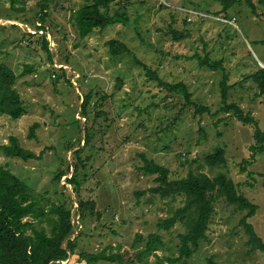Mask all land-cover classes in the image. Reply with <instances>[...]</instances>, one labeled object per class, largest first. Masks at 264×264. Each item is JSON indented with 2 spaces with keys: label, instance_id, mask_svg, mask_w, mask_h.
Here are the masks:
<instances>
[{
  "label": "rangeland",
  "instance_id": "rangeland-1",
  "mask_svg": "<svg viewBox=\"0 0 264 264\" xmlns=\"http://www.w3.org/2000/svg\"><path fill=\"white\" fill-rule=\"evenodd\" d=\"M251 1L252 8L241 1L225 15L214 0H119L110 13L122 10L128 24L80 38L71 14L84 0H50L44 22L41 0H0V62L17 75L25 109L18 118L0 116V146L16 136L39 155L24 161L0 150V165L30 187L44 210L63 203L71 212L69 238L76 247L49 264H264V251L250 249L240 224L246 210L223 199L214 202L198 250L170 262L179 256L186 227L177 222L163 230L158 223L183 206V196L146 192L156 185L155 175L138 170L144 156L168 168L169 179L225 173L257 205L248 221L264 243V152L250 149L256 128L264 131V97L249 77L264 67V0ZM112 39L128 50L111 56ZM144 66L182 87L170 92L159 86ZM224 100L250 114L257 127L222 111ZM193 103L209 111L196 113ZM216 147L223 148L225 162L209 166L204 158ZM75 165L78 192L67 181ZM149 234H159L162 244L139 256ZM102 252L114 259L99 258Z\"/></svg>",
  "mask_w": 264,
  "mask_h": 264
},
{
  "label": "trees",
  "instance_id": "trees-1",
  "mask_svg": "<svg viewBox=\"0 0 264 264\" xmlns=\"http://www.w3.org/2000/svg\"><path fill=\"white\" fill-rule=\"evenodd\" d=\"M49 1L41 0L38 4L42 22L47 16ZM117 1L119 0H84L82 5L71 14V21L78 36L85 38L96 29H103L116 23L128 24L127 17L122 10L110 13L111 5ZM214 1L220 3L222 7L220 13L225 15L230 8L238 3L241 4V1H244L249 7H253L251 0ZM38 29H44V26L40 25ZM180 38L181 35L175 36V39ZM44 45L47 48L46 41ZM108 45L111 56H117L128 50L123 42L116 39L109 40ZM202 63H206V61L204 60ZM210 66L216 69L219 64L214 63ZM144 69L146 70L145 75L150 80L158 81L159 86L170 92L178 91L182 87L181 83L170 85L159 80L151 70L145 66ZM31 70L32 67L28 65L24 68L25 72ZM249 77L264 97V67L258 66L257 70ZM16 80L17 75L14 71L5 63L0 62V116L7 114L12 118H18L25 112L23 100L15 87ZM223 96L226 98L225 89ZM185 100L191 102L186 90ZM89 102L90 94L88 93L84 96L81 106L84 114L87 113L86 108ZM193 104L196 113L202 114L209 111L208 107ZM223 104L222 111L231 112L243 124H253L257 127L256 120L250 114L244 113L240 106L235 103H227L226 100L223 101ZM36 126L35 123L30 127V138L35 137ZM88 138L86 135V143ZM254 139V143L250 146L253 154L264 152V131L256 128ZM0 150L7 157L24 161L39 157L32 150L21 146L16 136H11L9 143L2 144ZM79 151L76 150V154H79ZM142 157L144 163L138 167V170L147 175H155L156 182V185L148 188L146 192L171 199L183 196V206L175 209L170 217L163 218L158 223V227L163 230H169L177 222H182L186 227V231L179 234V256L169 259L170 262L189 258L193 252L198 250L200 242L206 237L208 224L214 213V202L219 199L233 205L237 210H246L240 224L244 226L248 235L247 244L250 245L251 250L264 251V243L255 234L252 224L248 221V218L254 215L257 205L239 193L236 184L225 173L220 172L214 177H209L203 172H188L185 177L180 179H169L168 168ZM204 161L209 166L223 164L225 162L223 148L216 147L212 153L205 156ZM67 181L73 184L74 191L78 192L81 181L77 178V165H75L71 178H68ZM40 204L26 183L0 165V264H49L65 260L74 251L75 243L69 238L73 226L70 223V210L63 203L60 205L52 203L48 210H44V206ZM84 208L85 205L81 203L80 210L83 211ZM26 217H29L30 220H24ZM32 217L33 219H31ZM34 219H37L38 224H35ZM44 221L49 229L43 224ZM28 230L30 232H27ZM161 244L162 237L159 234H149L144 248L138 255L154 254ZM99 258L114 259L113 256L104 252L100 253ZM95 259L96 256H94ZM209 264H213V262L210 260Z\"/></svg>",
  "mask_w": 264,
  "mask_h": 264
}]
</instances>
